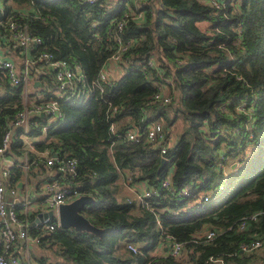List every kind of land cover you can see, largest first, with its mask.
<instances>
[{
    "label": "trees",
    "instance_id": "trees-1",
    "mask_svg": "<svg viewBox=\"0 0 264 264\" xmlns=\"http://www.w3.org/2000/svg\"><path fill=\"white\" fill-rule=\"evenodd\" d=\"M0 2L4 15L13 13L39 38L31 55L46 51L78 64L86 87L103 65L121 70H105L101 90L59 99L60 116L34 141L39 150L76 159L77 188L92 197L80 213L101 234L71 227L46 233L29 251L32 264H264V244L240 250L264 239V214L237 228L264 210V0ZM136 5L143 19H127L117 30L124 10ZM115 34L129 41L116 62L107 60ZM39 75L42 93L52 90L50 75ZM163 87L167 102L152 101ZM0 88V110L12 113L3 104L12 103L17 89L1 71ZM154 122L171 136L160 169L159 142L125 136ZM125 170L133 173L131 183L156 189L146 206L116 198ZM168 170L171 189L187 188V195L174 197L160 186ZM172 209L182 213L173 216ZM207 231L209 239H195ZM172 240L182 242L177 256L164 250Z\"/></svg>",
    "mask_w": 264,
    "mask_h": 264
},
{
    "label": "built area",
    "instance_id": "built-area-1",
    "mask_svg": "<svg viewBox=\"0 0 264 264\" xmlns=\"http://www.w3.org/2000/svg\"><path fill=\"white\" fill-rule=\"evenodd\" d=\"M77 1L94 3L97 0ZM143 2L144 0H136L140 6ZM143 17V10L136 5L134 9L124 10L115 28L119 30L127 19L141 20ZM113 40L116 46L107 60L116 62L129 41H122L117 34L113 36ZM39 42V38L30 33L25 24L14 19L13 13L3 14L0 2V47L14 53L12 57L0 53V71L7 82L17 89V97L12 103L3 104L4 108L13 109V112L0 110V264H30L27 258L30 246L37 244L44 234L61 228L58 221V205L81 194L77 188L76 159L39 150L34 141L41 140L43 137L38 136H44L46 128L60 116L59 99L64 101L72 96L82 97L93 92L96 87L101 90L99 80L106 78V68L103 69V65L96 78L86 87L78 64L71 65L64 60L54 59L46 51L31 55V51ZM39 74L50 75L54 82L52 90L46 88L42 93L40 84L32 86L33 80H38ZM162 89L153 93L152 101L167 102V90L165 87ZM237 109H241V105H238ZM113 110L115 106H112L111 111ZM37 118H43V122H38ZM34 129L38 131L37 134L31 132ZM108 131H114L112 123L108 125ZM160 131L161 125L154 122L146 126L141 133L128 130L125 136L133 142H159V154L164 157L162 154L171 136H165ZM217 166L220 167L221 163L218 162ZM132 174L131 171H126L123 178L126 185L131 181ZM169 174L168 172L161 179L160 186L174 197L187 195V188L176 191L171 189ZM156 193L154 187H146L136 192L134 198L139 205L146 206L145 199ZM204 200L206 197H202V201ZM83 207L86 208V204ZM169 213L176 216L182 211L172 209ZM258 214H264V210L246 216L237 224V228H245L249 220ZM211 234L212 231H207L204 235H197L195 239H209ZM262 244L263 238H255L240 244V250L249 252L262 247ZM126 247L131 251L137 250L131 243H127ZM181 247L182 242L172 240L164 248H167L169 255L177 256ZM148 262L149 260L143 264Z\"/></svg>",
    "mask_w": 264,
    "mask_h": 264
},
{
    "label": "water",
    "instance_id": "water-1",
    "mask_svg": "<svg viewBox=\"0 0 264 264\" xmlns=\"http://www.w3.org/2000/svg\"><path fill=\"white\" fill-rule=\"evenodd\" d=\"M38 85L39 81L34 80L32 86ZM55 155V153H52ZM165 162L164 157H160L157 169H160ZM92 201V197L89 194H79L69 202L60 203L57 208L58 221L61 228H73L74 230H85L91 233L100 235L101 229L90 224L88 220L80 213V209L85 204ZM50 212H48L49 214ZM165 250V248H164Z\"/></svg>",
    "mask_w": 264,
    "mask_h": 264
},
{
    "label": "crops",
    "instance_id": "crops-1",
    "mask_svg": "<svg viewBox=\"0 0 264 264\" xmlns=\"http://www.w3.org/2000/svg\"><path fill=\"white\" fill-rule=\"evenodd\" d=\"M0 53H6V54H4V55H9V56H14V53L11 51V50H9V49H5V48H2V47H0ZM116 65H109L108 67H106V70L109 72L110 71V73H112V74H115V73H120L121 72V70H118V68L117 67H115ZM117 75V74H116ZM34 81V80H33ZM38 81V80H37ZM35 86H38V85H34L33 87H35ZM126 171V170H125ZM125 171H122V173L119 175V178L116 180V183L119 185L118 186V190L120 189V187H122V184L126 187V189L128 190V191H130L131 193L133 192V194H134V192H135V194H136V192H138L140 189H143V188H146V187H148V184H147V182L146 181H143V180H139V181H135V182H132L131 183V181L129 182V184H125L124 183V179H123V177H124V173H125ZM119 182H120V184H119ZM122 183V184H121ZM121 190V189H120ZM129 199H131V198H129ZM132 200H134L135 201V204L137 205L138 204V202L135 200V198L134 197H132ZM28 254H29V250L27 251V258H28Z\"/></svg>",
    "mask_w": 264,
    "mask_h": 264
},
{
    "label": "rangeland",
    "instance_id": "rangeland-1",
    "mask_svg": "<svg viewBox=\"0 0 264 264\" xmlns=\"http://www.w3.org/2000/svg\"><path fill=\"white\" fill-rule=\"evenodd\" d=\"M0 93H1V88H0ZM179 125H180V123H179V121H176L174 124H173V126L171 127L172 128V135H176L177 134V132L179 131ZM38 137H43V134H40ZM227 162V161H226ZM225 166L226 165H223V171H224V169H225ZM221 167V166H220ZM219 168V167H218ZM168 172L170 173V170H168ZM119 184H120V182H119ZM122 184V183H121ZM121 189V190H120ZM120 189L115 193V195H116V198H120V197H122V196H124V197H127V198H131L132 199V197H134L135 196V192H134V194H133V192L131 193L130 191H128L127 189H126V187L122 184V187H120ZM36 247L35 246H30V248L28 249L29 251H31V250H33V251H35L36 252ZM158 250H156V252H157ZM30 253V252H29ZM28 260H29V262H30V264H32V262L30 261L31 259H30V255L28 254ZM34 263V262H33Z\"/></svg>",
    "mask_w": 264,
    "mask_h": 264
}]
</instances>
